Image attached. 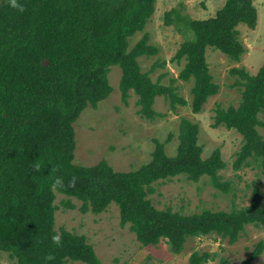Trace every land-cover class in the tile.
<instances>
[{"label":"trees","instance_id":"16d2710c","mask_svg":"<svg viewBox=\"0 0 264 264\" xmlns=\"http://www.w3.org/2000/svg\"><path fill=\"white\" fill-rule=\"evenodd\" d=\"M157 0H2L0 2V250L18 264H100L84 235L55 229L56 191L82 202V212L100 214L113 203L122 225H130L143 245L166 240L181 253L189 238L217 235L236 243L248 225L264 229V201L259 187L251 203L229 211L205 209L185 214L157 208L149 195L154 185L179 175L199 181L208 176L214 186L229 191L220 171L227 164L217 148L203 157L200 125L183 117L177 153L170 156L166 142L156 140L152 159L131 171H118L107 160L94 165L74 162V123L88 106L98 107L113 91L110 67H121L120 90L127 103L133 90L139 113L154 120V107L163 96L173 111L188 105L173 79L154 81L139 59L158 54L146 33L133 47L129 38L144 31ZM166 25L176 24L186 35L175 55L185 60L180 79L193 81L190 103L203 111L220 85L207 60V48L220 50L239 62L247 52L239 25L255 29L254 0H226L207 19H193L180 8L165 13ZM48 59L49 64L43 65ZM156 65L152 68L154 70ZM231 74L242 87L238 107L215 110L214 127L235 129L243 136L233 167L255 166L264 174V64L256 74L234 67ZM73 207L72 203H67ZM264 252V241L240 264H254ZM208 251H195L190 264H207ZM219 264H233L222 257Z\"/></svg>","mask_w":264,"mask_h":264},{"label":"rangeland","instance_id":"374dc122","mask_svg":"<svg viewBox=\"0 0 264 264\" xmlns=\"http://www.w3.org/2000/svg\"><path fill=\"white\" fill-rule=\"evenodd\" d=\"M254 1L258 9L256 28L239 25L241 40L247 48L242 59L237 62L218 49L207 48L209 67L220 90L209 98L202 112L194 113L190 105L193 81L180 79L185 60L174 58L187 36L176 24L166 25L165 13L180 8L183 14L193 19H207L214 16L226 0H157L155 12L145 30L131 36L129 44L133 47L148 33L151 43L158 46L159 52L139 59L142 70L151 72L154 81L161 80L164 84H170L175 79L179 94L189 104L179 105L173 111L167 100L159 96L154 107L162 115L154 120L144 118L139 113L138 96L133 90L128 102H123L121 67L111 66L108 77L113 86L112 93L100 101L97 108H85L74 123V162L94 165L107 160L118 171L135 170L152 159L156 140L166 142L167 153L174 156L179 145L181 119L186 117L200 125L199 143L204 148V158H208L215 149H221L227 166L220 171V175L223 182H229L230 190L214 186L208 176L194 181L186 175H179L155 183V192L149 195L153 204L159 209L172 208L185 214L205 209L229 211L249 205L256 187L261 190L264 201V174L261 169L245 166L235 170L233 167L237 152L243 145V136L235 129L213 126L218 106L238 107L242 100V87L236 85V77L231 74V69L246 67L256 74L264 64V0ZM261 117L264 119V115ZM259 131L264 136V128L259 127ZM69 202L73 207L67 206ZM55 204V229L84 235L87 242L93 245L100 264H190V256L195 251L214 254L207 264H219L222 257L229 258L233 264H240L251 255L257 243L264 241V229L248 225L236 243L232 244L215 234L200 236L189 238L183 252L174 253L166 240L158 245H143L129 224L122 225L120 209L115 203L100 214L91 211L85 213L81 210L80 200L56 191ZM0 264L18 262L9 253L0 250ZM73 264L88 263L75 261ZM254 264H264V252Z\"/></svg>","mask_w":264,"mask_h":264},{"label":"water","instance_id":"95a60500","mask_svg":"<svg viewBox=\"0 0 264 264\" xmlns=\"http://www.w3.org/2000/svg\"><path fill=\"white\" fill-rule=\"evenodd\" d=\"M48 64H49V60H48V59H44V60H43V65H44V66H47Z\"/></svg>","mask_w":264,"mask_h":264}]
</instances>
